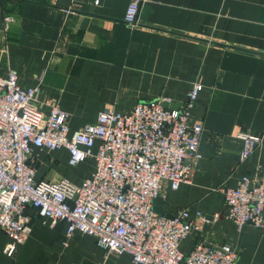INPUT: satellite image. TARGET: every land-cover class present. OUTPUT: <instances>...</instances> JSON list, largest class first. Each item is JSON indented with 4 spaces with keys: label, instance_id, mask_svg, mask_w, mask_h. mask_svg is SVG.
<instances>
[{
    "label": "crops",
    "instance_id": "1",
    "mask_svg": "<svg viewBox=\"0 0 264 264\" xmlns=\"http://www.w3.org/2000/svg\"><path fill=\"white\" fill-rule=\"evenodd\" d=\"M128 1L0 0V76L14 69L23 87L40 78L43 97L68 113L71 132L107 107L123 113L157 98L179 104L199 82L190 118L201 124V156L188 182L163 191L162 208L198 210L209 220L179 243L182 253L198 240L227 242L235 264H264V229H237L222 195L241 175L264 168V0H140L134 27L122 20ZM238 131L263 137L241 162ZM34 153L37 178L78 183L94 170L92 158L72 171L64 148ZM27 212L31 232L12 256L0 230V264H136L89 235H67L63 221L50 226L33 208Z\"/></svg>",
    "mask_w": 264,
    "mask_h": 264
},
{
    "label": "built area",
    "instance_id": "2",
    "mask_svg": "<svg viewBox=\"0 0 264 264\" xmlns=\"http://www.w3.org/2000/svg\"><path fill=\"white\" fill-rule=\"evenodd\" d=\"M139 1L129 0L124 9L122 20L129 27L136 25ZM37 81L19 85L14 69L0 76V230L10 238L6 255L28 238L31 207L43 223L63 221L67 235H89L108 253H126L136 264H235L236 252L227 242L198 240L188 252L179 250L183 239L200 233L209 221L206 215L178 208L164 216L151 208L152 198L162 197L166 188L189 181L201 156V124L190 118L199 82L192 83L177 108L164 107L163 98L139 101L123 113L107 107L71 132L68 113L43 97ZM234 136L241 141L239 162L263 138L246 131ZM60 148L71 166L93 158L94 170L78 183L37 178L35 149ZM222 195L225 217L237 229L245 224L264 229L263 167L241 175Z\"/></svg>",
    "mask_w": 264,
    "mask_h": 264
},
{
    "label": "water",
    "instance_id": "3",
    "mask_svg": "<svg viewBox=\"0 0 264 264\" xmlns=\"http://www.w3.org/2000/svg\"><path fill=\"white\" fill-rule=\"evenodd\" d=\"M179 104L171 103V102L166 101V100H164L162 102V105L164 107H169V108H177ZM163 204H164V201H163L162 197H160V196H156V197L152 198V200H151V208L154 212H156L160 215L170 216L169 213H166L163 210V208H162Z\"/></svg>",
    "mask_w": 264,
    "mask_h": 264
},
{
    "label": "rangeland",
    "instance_id": "4",
    "mask_svg": "<svg viewBox=\"0 0 264 264\" xmlns=\"http://www.w3.org/2000/svg\"><path fill=\"white\" fill-rule=\"evenodd\" d=\"M87 159H92V158H87ZM87 161H90V160H87ZM87 161H85V163H87V164H85V168H86V166L88 165V163H90V162H87ZM91 164V163H90ZM72 168V171H79L80 169H81V166H76V167H73V166H71ZM81 181V180H80Z\"/></svg>",
    "mask_w": 264,
    "mask_h": 264
}]
</instances>
